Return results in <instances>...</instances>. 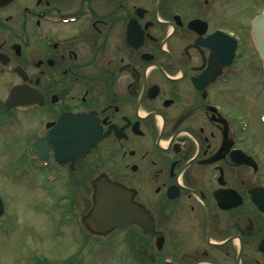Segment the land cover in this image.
Instances as JSON below:
<instances>
[{
    "label": "flooded vegetation",
    "instance_id": "flooded-vegetation-1",
    "mask_svg": "<svg viewBox=\"0 0 264 264\" xmlns=\"http://www.w3.org/2000/svg\"><path fill=\"white\" fill-rule=\"evenodd\" d=\"M263 10L0 0L4 180L43 193L36 207L77 251L99 235L87 221L98 188L117 185L141 212L110 231L125 264H264V111L254 83L244 92L262 70L251 29Z\"/></svg>",
    "mask_w": 264,
    "mask_h": 264
},
{
    "label": "rangeland",
    "instance_id": "rangeland-1",
    "mask_svg": "<svg viewBox=\"0 0 264 264\" xmlns=\"http://www.w3.org/2000/svg\"><path fill=\"white\" fill-rule=\"evenodd\" d=\"M255 60L258 59L254 55ZM245 77L244 92L248 94V85L255 84L257 90L251 94L252 108L264 111V77L260 78L252 70ZM256 78V79H255ZM255 79V80H254ZM247 105L248 96L242 100ZM262 129V128H260ZM4 154L0 152V192L5 202L7 225L0 229V264H125L121 235L84 236V249L77 251V245L69 244L77 239V234L58 227L53 214H46L36 205L44 199V194L35 193L30 184H12L4 180L6 175ZM4 163V164H3ZM61 189V187L59 188ZM40 208V207H39ZM115 239V240H114ZM70 258V261H68ZM67 260V261H66Z\"/></svg>",
    "mask_w": 264,
    "mask_h": 264
},
{
    "label": "water",
    "instance_id": "water-1",
    "mask_svg": "<svg viewBox=\"0 0 264 264\" xmlns=\"http://www.w3.org/2000/svg\"><path fill=\"white\" fill-rule=\"evenodd\" d=\"M256 47L264 66V12L257 17L253 25ZM4 211V202L0 197V215ZM128 199L127 191L121 187H100L96 204L89 217V223L95 231L105 232L115 227L126 226L139 218Z\"/></svg>",
    "mask_w": 264,
    "mask_h": 264
}]
</instances>
